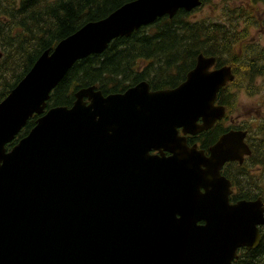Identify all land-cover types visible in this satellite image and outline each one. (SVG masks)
<instances>
[{
    "label": "water",
    "instance_id": "obj_1",
    "mask_svg": "<svg viewBox=\"0 0 264 264\" xmlns=\"http://www.w3.org/2000/svg\"><path fill=\"white\" fill-rule=\"evenodd\" d=\"M203 1L125 4L43 53L0 103V264H232L240 249L259 248L262 200L231 204L222 175L251 156L248 133H225L209 155L187 139L224 118L216 103L231 67L212 70L216 58L200 55L175 89L89 87L71 108L47 109L77 62Z\"/></svg>",
    "mask_w": 264,
    "mask_h": 264
},
{
    "label": "trees",
    "instance_id": "obj_2",
    "mask_svg": "<svg viewBox=\"0 0 264 264\" xmlns=\"http://www.w3.org/2000/svg\"><path fill=\"white\" fill-rule=\"evenodd\" d=\"M135 0H0V103L24 79L40 56L91 22H98ZM204 0L201 7L173 18L158 19L130 37L114 40L101 55L77 62L55 88L47 109L72 107L78 90L95 87L104 96L122 94L146 81L152 90L174 89L184 83L198 57L216 58V66H230L235 80L222 89L218 103L227 110L226 119L212 130L195 137L191 144L204 150L230 130H247L252 155L241 165L228 163L223 169L235 188L232 201L264 202V116L238 126H225L240 110L239 92H263L255 84L263 79L264 47L251 41V28L264 29V0ZM212 6V17L193 19L202 7ZM264 34V33H263ZM264 36V35H263ZM264 40V37L262 38ZM29 119L10 151L36 126ZM233 264H264V231L257 250L242 251Z\"/></svg>",
    "mask_w": 264,
    "mask_h": 264
},
{
    "label": "rangeland",
    "instance_id": "obj_3",
    "mask_svg": "<svg viewBox=\"0 0 264 264\" xmlns=\"http://www.w3.org/2000/svg\"><path fill=\"white\" fill-rule=\"evenodd\" d=\"M217 4H219V0H216ZM235 4H244V0H236ZM212 6L206 5L202 7L200 11H196L193 14V19H202L212 17ZM264 29H256L251 28L250 35L252 42H258L264 47V40L262 39L264 36ZM256 85L263 86V79L259 78L255 82ZM239 108L237 112L231 114L230 120L225 123V125L231 124H244L246 122L250 123L254 118H261L264 116V90L259 94H249L246 89H243L239 92Z\"/></svg>",
    "mask_w": 264,
    "mask_h": 264
},
{
    "label": "flooded vegetation",
    "instance_id": "obj_4",
    "mask_svg": "<svg viewBox=\"0 0 264 264\" xmlns=\"http://www.w3.org/2000/svg\"><path fill=\"white\" fill-rule=\"evenodd\" d=\"M191 139H193V138H190L189 140H188V142H189V146H193L194 144H191L192 143V140ZM197 145V144H196ZM198 146H200V145H198ZM200 148V147H199ZM234 192H235V188H234V186H233V194H234ZM232 203H235V202H233V201H231ZM200 224H203V222L202 223H200ZM261 232H263V228H261ZM242 251H247V250H240V252H239V254H241V252Z\"/></svg>",
    "mask_w": 264,
    "mask_h": 264
}]
</instances>
